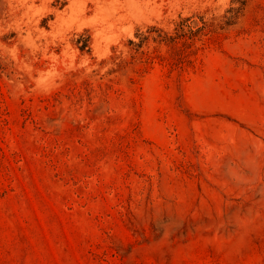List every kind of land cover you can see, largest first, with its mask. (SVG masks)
Instances as JSON below:
<instances>
[{"label":"rangeland","instance_id":"obj_1","mask_svg":"<svg viewBox=\"0 0 264 264\" xmlns=\"http://www.w3.org/2000/svg\"><path fill=\"white\" fill-rule=\"evenodd\" d=\"M231 1L0 0V264H264V0Z\"/></svg>","mask_w":264,"mask_h":264},{"label":"trees","instance_id":"obj_2","mask_svg":"<svg viewBox=\"0 0 264 264\" xmlns=\"http://www.w3.org/2000/svg\"><path fill=\"white\" fill-rule=\"evenodd\" d=\"M248 2L249 0H232L231 3L232 5H235V6H232L227 11L229 15L224 17L222 26L234 25L236 21L238 20V18L242 15ZM147 40H149V38L145 37L142 40V42L147 41ZM155 41H158L159 43H162V42L168 43V42H173L174 38L167 34H164V36H162L159 40H155ZM81 49L84 50V48H81Z\"/></svg>","mask_w":264,"mask_h":264}]
</instances>
